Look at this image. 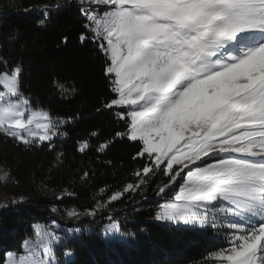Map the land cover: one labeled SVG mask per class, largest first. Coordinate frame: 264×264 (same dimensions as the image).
Segmentation results:
<instances>
[{
    "label": "snow or ice",
    "instance_id": "snow-or-ice-1",
    "mask_svg": "<svg viewBox=\"0 0 264 264\" xmlns=\"http://www.w3.org/2000/svg\"><path fill=\"white\" fill-rule=\"evenodd\" d=\"M79 11L86 21L79 41L102 54L113 94L102 107L119 109L113 114L126 126L115 138L138 142L132 158L144 161L136 181L109 203L160 173L168 179L156 194L174 195L154 220L223 229L229 246L211 254L216 264H264V0H80ZM19 39L8 37L13 44ZM24 70L22 59L0 50V134L31 149L51 144L74 118L34 109L23 92ZM88 147L81 141L78 150ZM34 233L22 253H8L7 264H59L57 232L35 225ZM104 234L125 244L136 240L115 221Z\"/></svg>",
    "mask_w": 264,
    "mask_h": 264
},
{
    "label": "trees",
    "instance_id": "trees-1",
    "mask_svg": "<svg viewBox=\"0 0 264 264\" xmlns=\"http://www.w3.org/2000/svg\"><path fill=\"white\" fill-rule=\"evenodd\" d=\"M79 4L0 0V50L13 60L22 59L23 92L32 107L48 111L53 119L74 118L60 126L64 134L53 137L51 144L31 149L0 134V167L8 174L5 189L18 201L0 212V264H7L8 253L23 252L24 241L34 239L35 225L47 226L57 215L91 211L98 204L106 205L101 216L68 226L73 233L56 253L59 264H216L211 254L227 247L223 231L153 219L174 195L156 194L166 176L157 173L136 193L109 203L111 194L136 181L133 173L144 161L132 158L138 142L115 138L126 127L113 114L119 110L102 107L113 94L102 72V54L94 43L79 41L86 23ZM46 7L50 11L45 16ZM10 34L18 35L19 43L9 41ZM71 89L75 91L67 95ZM81 141L89 144L83 153L78 150ZM106 141L112 143L99 152ZM113 221L136 240H109L104 229ZM69 248L71 256L63 255Z\"/></svg>",
    "mask_w": 264,
    "mask_h": 264
},
{
    "label": "rangeland",
    "instance_id": "rangeland-1",
    "mask_svg": "<svg viewBox=\"0 0 264 264\" xmlns=\"http://www.w3.org/2000/svg\"><path fill=\"white\" fill-rule=\"evenodd\" d=\"M79 2H80V0H79ZM45 142H47V141H45ZM7 182H8V174L2 167H0V212H2L4 210H7L11 204L14 205V204H16L18 202L17 199H12L8 195V192L5 189V185L7 184ZM166 201L167 200H165V202ZM103 205H105V204H103ZM105 207H106V205H105ZM105 207L102 208L100 211H98L95 217L88 215L87 213L89 211L81 212V213H79L80 214L79 216L71 217V216L68 215V213L70 212L69 211V212H66L63 215H57L56 219L52 223H50L47 226H43V227H45V228H47L49 230L57 232V234L61 237V242L58 243L54 247V253H55V259L56 260H57L56 253L61 249L62 245L64 244V242L66 240V238H68L69 236H72L73 230L71 228H68V226L76 225L82 220H93L94 218H96L98 216H101L103 214V210L105 209ZM158 222L161 223V224L176 225V224L171 223V222H167V223L166 222H161V221H158ZM180 225L189 226V227H195V226L201 227L199 224L184 225L183 223H181ZM206 227L207 226H205L203 228H206ZM219 232L223 233V236H224L223 240L227 243V247H228L229 246V244H228V234L223 229H220Z\"/></svg>",
    "mask_w": 264,
    "mask_h": 264
}]
</instances>
